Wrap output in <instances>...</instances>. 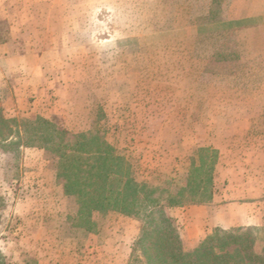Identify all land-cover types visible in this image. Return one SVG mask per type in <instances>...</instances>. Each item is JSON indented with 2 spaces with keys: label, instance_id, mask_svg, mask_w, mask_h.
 Instances as JSON below:
<instances>
[{
  "label": "rangeland",
  "instance_id": "1",
  "mask_svg": "<svg viewBox=\"0 0 264 264\" xmlns=\"http://www.w3.org/2000/svg\"><path fill=\"white\" fill-rule=\"evenodd\" d=\"M27 1L11 0L10 18H0V27L10 22L18 28ZM77 1L75 8H67L71 14L74 11L70 23L53 17L42 20L73 32L64 39L56 36L57 43L72 44L66 53L70 60L54 61L53 76L46 83L50 90L43 93L46 100L39 106L44 109L38 107L39 112L28 117L15 115L4 112L5 102L0 100L6 118H44L72 132L99 129L137 182L172 193L186 184L200 149L208 150L204 159L215 157L213 194L219 163L229 164L234 175L241 168L248 174L259 171L255 156L245 163L239 152L246 145L255 150L263 144L264 149V142L258 141H264L262 15L236 20L237 28L250 26V34L240 29L230 34L224 19H185L186 3L178 7L174 2L175 17L164 18L158 7V17L152 18L148 0H141V17L134 19L105 17L100 0ZM228 3L214 0L210 13L222 14ZM235 9L264 14V0H236ZM39 10L53 12L43 4ZM242 38L246 43L252 40L245 49ZM214 44L221 46L215 61L208 50ZM202 55L208 64H200ZM19 130L13 127L7 140L12 144L0 145V264H120L116 256L129 250L127 263L140 222L117 212L95 213L90 230L78 227L75 200L64 195L56 182V158L24 148ZM216 183L219 197L223 179ZM211 201L165 210L175 220L185 250L220 228L196 226L197 207Z\"/></svg>",
  "mask_w": 264,
  "mask_h": 264
},
{
  "label": "trees",
  "instance_id": "2",
  "mask_svg": "<svg viewBox=\"0 0 264 264\" xmlns=\"http://www.w3.org/2000/svg\"><path fill=\"white\" fill-rule=\"evenodd\" d=\"M18 126L24 148L56 158V182L75 200L76 225L91 229L95 213L117 212L140 222L126 264H264V227L213 229L185 250L175 220L165 210L212 200L215 157L192 159L186 184L177 192L137 182L129 165L99 129L72 132L54 121L6 118L0 108V145ZM208 160V164H207Z\"/></svg>",
  "mask_w": 264,
  "mask_h": 264
},
{
  "label": "crops",
  "instance_id": "3",
  "mask_svg": "<svg viewBox=\"0 0 264 264\" xmlns=\"http://www.w3.org/2000/svg\"><path fill=\"white\" fill-rule=\"evenodd\" d=\"M10 2L11 0H0V18L4 20L10 18ZM147 2L148 12L151 13L150 16L152 18L158 17L156 14L158 7L160 11L164 12V18H172V15L175 17L174 7H172L174 2H176L178 7L186 3V7L183 6L185 9L183 17L185 19H205L209 17L218 20L224 19L223 23L228 26L230 34L237 32V29L245 33L244 35H247V32L250 34V31H252L250 26L242 25L237 28L235 26L236 20L259 18L260 15L264 17L263 13L237 12L236 9L234 10L236 0H229L222 14L217 12L218 10L210 13L214 0H148ZM27 3H25L19 13L21 18L20 28L13 27L10 22L8 27H0V100L5 102L4 107L7 110L4 112L26 117L30 113L39 112L37 111L39 108L44 109L39 106H43L40 102L46 100V98H43L46 97L43 93H46L47 89L50 90L46 83L50 82L53 76L50 69L53 67L54 61L70 60V57H66V53L69 52L72 44L64 43L63 41L60 44L55 39L58 40L56 36L63 39L65 36H70L71 29L67 27L60 31L57 25L53 24L51 26L50 24H45L42 20L43 18L53 17L59 23L62 21L70 23L71 19H74V11L71 14V11L67 12V8H75L74 6L77 5L78 1L30 0L29 2L28 0ZM99 3L101 14L107 18L125 17L139 19L141 17V0H100ZM42 4L49 6V9L53 10L52 14L41 12L39 8ZM192 30L197 32L196 27ZM244 41L242 38V49L248 47L252 40H247V43ZM198 49L200 50V48ZM208 50L212 51V59L215 61V58L218 57L217 55L220 56L221 46L214 44ZM225 50L228 51V49ZM200 51H204L202 46ZM55 54H57V57ZM243 60V57L240 56V63ZM200 61L202 65L208 64L205 62L203 55L202 58L200 57ZM38 82L44 83L45 87H37L35 84ZM30 102H33L32 106ZM258 141L260 143L264 142L263 140ZM260 145V148L256 147L255 150H252L254 147L250 148L246 145L245 151L239 152L243 153L242 156L237 152V155L240 156V161L245 163L253 161L250 156H255V163L259 162L260 166L259 171H255L254 174L245 173L246 170L241 168L237 175H234L229 164L222 167H220V163L218 164L214 178L215 190L212 201L207 206L197 207L196 226L200 230L204 229L206 225L223 229L247 226L260 227L264 225V149L262 148L263 144ZM249 149H251L250 153ZM229 152L233 153L232 151ZM220 177L223 179L224 189L222 190L223 192L221 191L222 195L217 197L216 187L218 183L216 181ZM128 253L129 250L124 255L116 256V259L120 260V264H126Z\"/></svg>",
  "mask_w": 264,
  "mask_h": 264
}]
</instances>
